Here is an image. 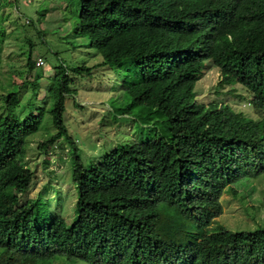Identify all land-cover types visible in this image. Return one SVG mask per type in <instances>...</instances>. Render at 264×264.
Instances as JSON below:
<instances>
[{
	"label": "trees",
	"instance_id": "16d2710c",
	"mask_svg": "<svg viewBox=\"0 0 264 264\" xmlns=\"http://www.w3.org/2000/svg\"><path fill=\"white\" fill-rule=\"evenodd\" d=\"M77 14L73 31L88 37L98 65L120 72L130 106L165 132L85 166L63 115L74 79L95 66H55L42 105L23 119L15 110L28 81L2 95L0 264H264V228L231 231L216 220L224 192L264 173V0H79ZM206 63L220 73L218 90L246 89L257 118L196 98ZM38 81H29L35 94ZM47 111L55 132L37 148L53 151L66 135L77 190L69 219L43 192L28 197L27 137Z\"/></svg>",
	"mask_w": 264,
	"mask_h": 264
},
{
	"label": "rangeland",
	"instance_id": "374dc122",
	"mask_svg": "<svg viewBox=\"0 0 264 264\" xmlns=\"http://www.w3.org/2000/svg\"><path fill=\"white\" fill-rule=\"evenodd\" d=\"M78 3L79 0H0V36L4 32L0 46V112L1 96L17 90L23 80L28 84L21 104L15 110L21 119L42 105L53 81L55 66L60 63L95 66L90 77L74 79L75 90L65 99L63 115L68 134L76 140L86 166L117 145L139 140L148 133L162 134L165 129L161 119L143 121L147 110L142 105L130 106L131 98L121 86V73L98 65L102 57L88 45V37L73 31L78 19ZM30 50L32 60L39 56L44 60L42 67L31 72L26 67ZM206 64L209 65L202 70L194 86L196 98L204 104L225 102L235 111L257 118L259 113L247 104L246 89L234 84L218 90L220 73L210 63ZM35 77L39 79L36 94L29 83ZM54 132L47 111L39 130L27 137L25 160L35 171L28 197L35 198L43 192L52 198L51 204H61L63 214L69 219L77 190L71 180L66 135L56 140L53 151L44 154L37 148L39 142ZM59 143L66 146V150H59ZM233 187L235 195L226 191L221 196L223 212L216 218L217 222L231 231L264 228V173L242 179ZM51 264L64 263L55 261Z\"/></svg>",
	"mask_w": 264,
	"mask_h": 264
},
{
	"label": "built area",
	"instance_id": "2783aa9c",
	"mask_svg": "<svg viewBox=\"0 0 264 264\" xmlns=\"http://www.w3.org/2000/svg\"><path fill=\"white\" fill-rule=\"evenodd\" d=\"M35 65L37 67H40V66H43L44 65V60L42 57H37L36 60H35Z\"/></svg>",
	"mask_w": 264,
	"mask_h": 264
},
{
	"label": "clouds",
	"instance_id": "9594fccd",
	"mask_svg": "<svg viewBox=\"0 0 264 264\" xmlns=\"http://www.w3.org/2000/svg\"><path fill=\"white\" fill-rule=\"evenodd\" d=\"M39 57H41V56H39ZM35 60H36V58H35ZM36 66V65H35ZM37 67V66H36ZM40 67H42V66H40ZM248 104V103H247Z\"/></svg>",
	"mask_w": 264,
	"mask_h": 264
}]
</instances>
